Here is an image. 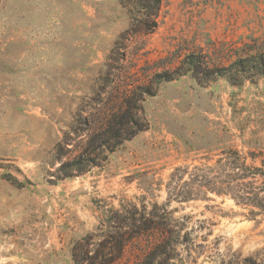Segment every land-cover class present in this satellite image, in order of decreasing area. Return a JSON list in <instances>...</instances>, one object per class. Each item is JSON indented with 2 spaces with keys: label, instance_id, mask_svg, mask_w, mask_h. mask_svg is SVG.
I'll use <instances>...</instances> for the list:
<instances>
[{
  "label": "rangeland",
  "instance_id": "obj_1",
  "mask_svg": "<svg viewBox=\"0 0 264 264\" xmlns=\"http://www.w3.org/2000/svg\"><path fill=\"white\" fill-rule=\"evenodd\" d=\"M159 1L0 0V264H264V214L225 171L230 150L263 167L264 78L181 76L264 47V0ZM149 85L144 131L67 169Z\"/></svg>",
  "mask_w": 264,
  "mask_h": 264
},
{
  "label": "trees",
  "instance_id": "obj_2",
  "mask_svg": "<svg viewBox=\"0 0 264 264\" xmlns=\"http://www.w3.org/2000/svg\"><path fill=\"white\" fill-rule=\"evenodd\" d=\"M155 7L160 3L159 0H150ZM141 9H150L151 6H139ZM153 9V7H152ZM185 72L181 76L191 75L198 80L200 75L215 78H225L233 85L240 86L246 80L254 78H264V47H258L250 50H244L234 60L226 66L210 67L202 54H190L183 61ZM177 72L171 69L157 75L156 83L160 85L164 82H171L180 79L176 77ZM130 95L126 96L120 113H113L105 121L104 129L95 134L90 140L84 152L66 165V168L72 171L83 172L92 167L100 166L105 161L109 153L129 141L134 135L144 131L140 126L141 121L137 119V110H142L139 103H142L144 97H155L157 91L152 86H136L131 90ZM135 130V132H134ZM230 161L226 171L227 193L232 195L239 203L258 208L260 213L264 214V187H256V178L264 179V160L263 167H256L255 164H248V156L242 155L237 150H230L226 154ZM252 161L264 159V155L250 153ZM14 184L22 185L16 180H11Z\"/></svg>",
  "mask_w": 264,
  "mask_h": 264
}]
</instances>
